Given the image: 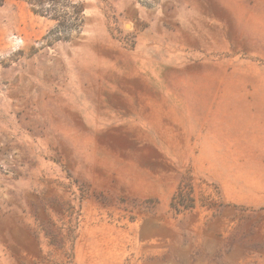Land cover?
Here are the masks:
<instances>
[{
    "label": "rangeland",
    "instance_id": "obj_1",
    "mask_svg": "<svg viewBox=\"0 0 264 264\" xmlns=\"http://www.w3.org/2000/svg\"><path fill=\"white\" fill-rule=\"evenodd\" d=\"M0 264H264V0H0Z\"/></svg>",
    "mask_w": 264,
    "mask_h": 264
},
{
    "label": "trees",
    "instance_id": "obj_2",
    "mask_svg": "<svg viewBox=\"0 0 264 264\" xmlns=\"http://www.w3.org/2000/svg\"><path fill=\"white\" fill-rule=\"evenodd\" d=\"M184 197H185V192L183 191L182 188H180L179 191L173 196L171 206L175 210H179L180 207H185V208L186 207H192L193 206V199H190V204H189L183 200Z\"/></svg>",
    "mask_w": 264,
    "mask_h": 264
}]
</instances>
